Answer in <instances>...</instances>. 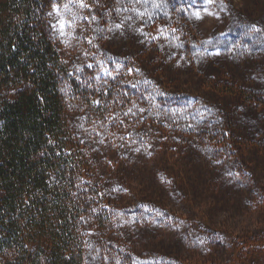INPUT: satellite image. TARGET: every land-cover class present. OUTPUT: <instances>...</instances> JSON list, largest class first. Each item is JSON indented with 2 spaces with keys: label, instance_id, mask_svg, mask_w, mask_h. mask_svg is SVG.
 Returning a JSON list of instances; mask_svg holds the SVG:
<instances>
[{
  "label": "trees",
  "instance_id": "1",
  "mask_svg": "<svg viewBox=\"0 0 264 264\" xmlns=\"http://www.w3.org/2000/svg\"><path fill=\"white\" fill-rule=\"evenodd\" d=\"M82 1L0 0V264H264V0Z\"/></svg>",
  "mask_w": 264,
  "mask_h": 264
},
{
  "label": "rangeland",
  "instance_id": "2",
  "mask_svg": "<svg viewBox=\"0 0 264 264\" xmlns=\"http://www.w3.org/2000/svg\"><path fill=\"white\" fill-rule=\"evenodd\" d=\"M82 0H66L67 7L63 9L65 16L66 17H59V20L64 22V28L66 26L67 30L68 28H72L74 26L75 18L78 15V12L80 11V4H82ZM88 6V5H87ZM62 12V11H61ZM60 21V22H61ZM68 39L71 40L73 33L71 31H68ZM161 33V28L156 27L152 31V36L157 37ZM107 162L112 166L115 167L117 165L118 161V156L117 153L114 151H109L107 153ZM264 228V226H263ZM242 234V233H241ZM240 233L236 234L237 242H238V247H235L233 250L234 253L232 252V257H233V263L234 264H239L241 261H246V252L244 251L243 245H245V235H241ZM224 264V263H223Z\"/></svg>",
  "mask_w": 264,
  "mask_h": 264
},
{
  "label": "snow or ice",
  "instance_id": "3",
  "mask_svg": "<svg viewBox=\"0 0 264 264\" xmlns=\"http://www.w3.org/2000/svg\"><path fill=\"white\" fill-rule=\"evenodd\" d=\"M209 2H210V0H209ZM81 6L84 7V6H86V5L81 4ZM65 7H67V5H65ZM195 15L197 16V18H199V13H196ZM60 26H61V27L64 26V22H63V21L60 22ZM117 27H119V25H117Z\"/></svg>",
  "mask_w": 264,
  "mask_h": 264
},
{
  "label": "flooded vegetation",
  "instance_id": "4",
  "mask_svg": "<svg viewBox=\"0 0 264 264\" xmlns=\"http://www.w3.org/2000/svg\"><path fill=\"white\" fill-rule=\"evenodd\" d=\"M160 34H161V33H160ZM160 34H159V35H160ZM151 35H152V34H151Z\"/></svg>",
  "mask_w": 264,
  "mask_h": 264
}]
</instances>
